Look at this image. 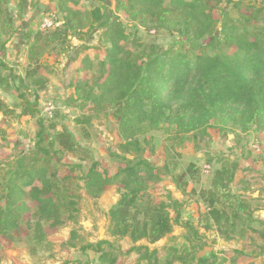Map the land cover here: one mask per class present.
Wrapping results in <instances>:
<instances>
[{"label": "trees", "instance_id": "16d2710c", "mask_svg": "<svg viewBox=\"0 0 264 264\" xmlns=\"http://www.w3.org/2000/svg\"><path fill=\"white\" fill-rule=\"evenodd\" d=\"M8 1L0 0V88L16 93L22 86L38 94L45 89L50 73L41 68V50L54 44L61 50L70 48L72 39L84 40L100 31L101 44L93 49L101 59L94 67L87 56L82 58L77 77L68 86L69 99L81 111L88 108L96 113L74 118L82 128L99 113L111 112L117 122L119 151L109 152L118 165L108 177L66 127L56 130L54 124L43 125L53 118H42L33 148L0 168V253L22 239L30 244L31 256L37 255L36 246L48 247V236L63 225V218L74 220L78 213L80 186L74 171L89 161L81 178L86 193L96 199L106 186L118 190L120 197L107 213L108 233L114 240L130 242L125 255L135 253L134 264H217L213 252L198 255L205 247L203 234L181 218L182 207L196 196L189 181L199 179L201 168L192 160L184 162L176 148L198 135L208 136V129L264 133V6L249 5L248 12L241 13L243 0L230 2L237 12L232 18L225 9L217 14L211 10V2L218 5L222 0H115L114 10L109 12L82 10L79 0H63L58 8L61 25L34 34L24 76L20 77L3 61L6 44L15 32L13 15L4 8ZM29 1L20 0L19 14ZM103 8L106 10L105 5ZM120 16L133 22V32H137V24L147 30L167 31L171 43L128 48L136 41L130 40L134 34L126 33ZM77 59L73 57L72 62ZM16 98L19 102L15 105L0 100L1 116L10 117L14 108L20 109L21 116L36 115L35 101L31 102L25 92L17 93ZM153 131L169 141L162 146L160 166L144 157L145 136ZM217 162V167L211 166L206 189L200 192L204 212L197 219L205 232H215L224 242L235 238L244 244L263 242L256 254L235 249L220 260L239 264L264 253V221L254 216L258 207L253 206L247 182L241 179L236 183L244 186L241 193L245 194L230 191L236 174L245 173L248 165L229 155H220ZM168 177L184 196L183 201L168 191L166 201H160L148 191L149 187L157 189ZM175 226L185 230L187 246L173 249L170 260L162 262L158 250L148 245L167 238ZM75 236L71 232V237ZM139 242L145 244L137 245ZM69 246L77 245L72 242ZM105 246L111 243H86L79 250L97 255L99 264H118L119 257Z\"/></svg>", "mask_w": 264, "mask_h": 264}, {"label": "rangeland", "instance_id": "374dc122", "mask_svg": "<svg viewBox=\"0 0 264 264\" xmlns=\"http://www.w3.org/2000/svg\"><path fill=\"white\" fill-rule=\"evenodd\" d=\"M63 0H31L29 1L21 14H19L18 4L20 0H9L4 5L5 10L9 11L14 18L15 32L10 35L9 40H13V44L22 53V59L27 55L28 48L32 43L34 34L39 33L38 24L41 15L46 12H57L61 18L59 2ZM236 0H222L218 5H214L211 2V10L214 14H217L219 10L225 9L228 15L232 18L237 16L236 10L233 8L232 3ZM107 2L109 3L107 5ZM81 9L93 10L94 8H100V10L109 12L113 11L115 7V0H79ZM105 5V8H103ZM241 13H247L246 6L261 7L264 6V0H243ZM43 6L44 12L40 9ZM40 9V10H39ZM123 24L126 25V33H132L131 41H136L134 45H130L128 48L138 49V44H162L167 45L171 43L172 36L167 31L156 28L149 30L140 25H136L137 32H133L130 26H133V22L125 20L120 16ZM135 26V25H134ZM154 30L155 32H149ZM18 36V37H17ZM22 36H28L23 39ZM16 37L18 38L16 40ZM100 31H94L89 37L84 40H71L70 48L65 47L61 50L59 44H54L49 47L43 48L41 65L42 70L50 69L48 74V82L44 90L33 94V90L27 91L25 87L19 86L18 92H6L11 100L10 105H15L19 102L16 98L17 93H23L28 95L31 102H34L36 115L28 118H21L20 109L14 108V115L12 114L8 118L0 116V168H3L7 162L21 153L30 151L33 148V141L35 133L38 130L40 121L43 120L40 116L41 104L45 100H52L56 106L53 119L50 123H43V125L54 124L56 130H60L62 127H66L74 136L76 141L82 147L88 149L91 159L99 164L98 170L106 173L108 177H112L117 168L116 161L110 157L109 152H117L118 149V133L117 122L111 115V112L99 113L93 118L91 124L82 128L74 122V118L79 116H87L96 114L94 111L88 108L81 111L77 107V103H70L69 99L71 90L68 89L70 83L74 82L78 70L81 68V60L87 56L92 65L101 59V55L97 53L93 48L100 43ZM88 48V49H85ZM77 57L75 62H72V58ZM13 58L8 61L11 63ZM74 61V60H73ZM68 62V68H65V64ZM27 63L20 65V70L16 71L15 75L23 77ZM92 72V71H90ZM37 97V100L34 99ZM69 110L77 113L76 117H70L68 115ZM19 112V113H17ZM2 126L6 127L3 129ZM3 132V133H2ZM51 133L54 130L50 131ZM208 136L198 135L197 138L189 139L182 143V147L176 148V152H179L184 162L193 161L201 168L202 164H209L212 167H217V159L220 155H229L231 158L239 161L241 164L248 165L246 172H238L235 177V185L230 186L232 194L241 193L243 185H236V183L243 179L249 184V195L254 199L253 206L258 208L254 212V216L264 221V133H248L241 134L236 132L224 131L217 133L215 129H208ZM86 134V135H85ZM87 136V137H86ZM148 144L144 157L152 164L160 166L163 163V148L164 145H169L167 137L159 132H149L146 134ZM87 138V139H85ZM255 143L259 146V152H254L251 149V144ZM189 153V155H187ZM184 154V155H183ZM206 159L209 163L206 162ZM73 162H77L72 159ZM182 160V158H181ZM89 161L81 163V168H76L74 171L77 177V183L80 186L79 194L80 201L78 203V213L74 220H67L63 218V225L53 234L47 238L48 247L36 246L38 249L36 256L29 254L28 248L30 244L27 240H21L13 245L6 246L0 253V264H84L89 262L90 264H99L96 262L97 255L92 252L82 253L79 247L86 243H96L102 240L109 241L110 247L105 248L108 251H112L114 255L119 257L118 264H134L137 255L130 253L125 255L126 252L132 246L127 239L114 240L109 236V220L107 213L109 209L116 204L120 194L114 186H106L103 189V193L96 199H92L86 193L85 185L81 181L82 176L87 172ZM65 167L62 170H64ZM242 170V169H241ZM244 171V170H242ZM209 176H200L198 180H195V198L188 200L182 207L181 218L184 221L193 223L199 228L200 234H203L202 243L205 245L204 249L198 253L199 256H207L213 252L217 258V264H229L228 262H222V258H226L231 250L243 249L245 252L256 254L259 251L263 242L258 241L256 244H244L239 239L235 238L230 242H224L215 232H205L202 224L199 223L198 216L204 211L201 209L202 202L199 195L206 188L208 184ZM192 188V187H191ZM152 196L157 200L166 201V192H171L173 198H179V193L176 192L170 184V179L164 178L163 182L158 185L157 189L153 190L149 187L148 190ZM245 194V193H241ZM181 200V199H180ZM203 206V205H202ZM204 209V207H202ZM201 209V210H200ZM170 215L173 216V212L170 210ZM202 220V219H201ZM202 222V221H201ZM71 232H75V238L71 237ZM185 230L178 226L173 228V232L167 238L160 240L159 242L148 245L149 248H156L159 252L160 260H170L173 249H179L183 246H187L183 240ZM76 244L75 248H71V243ZM139 244H145L139 242ZM212 261V260H211ZM178 264V263H176ZM239 264H264V253L257 257V255H251L250 258L244 259Z\"/></svg>", "mask_w": 264, "mask_h": 264}, {"label": "built area", "instance_id": "2783aa9c", "mask_svg": "<svg viewBox=\"0 0 264 264\" xmlns=\"http://www.w3.org/2000/svg\"><path fill=\"white\" fill-rule=\"evenodd\" d=\"M62 23V18L57 12H44L39 18L38 29L39 31L58 28ZM153 33V32H152ZM56 111V106L52 100H45L41 104L40 116L48 119H52ZM251 149L254 152H259V146L255 143L251 144ZM211 166L209 164H203L201 166L200 174L203 177L210 176Z\"/></svg>", "mask_w": 264, "mask_h": 264}, {"label": "crops", "instance_id": "0c3cea01", "mask_svg": "<svg viewBox=\"0 0 264 264\" xmlns=\"http://www.w3.org/2000/svg\"><path fill=\"white\" fill-rule=\"evenodd\" d=\"M18 37V36H17ZM16 37V40L18 39ZM16 44H13V40H9L8 43L6 44V53H5V56L3 57V61L9 66V68H11L15 73L16 71L20 70V65L23 64V63H27V59H26V56H24L25 58L22 59V53L19 52L18 48L15 46ZM11 56L13 58V61L11 63H9L8 61L11 60ZM68 68V67H67ZM51 70L50 69H47L46 70V73L50 72ZM0 100H2L3 102H5L6 104L10 105L9 104V100H11L10 96L6 93V91H4L3 89L0 88ZM14 111H13V115H14ZM19 113V112H17ZM1 116V115H0ZM3 117V116H2ZM21 118H28V117H25V116H21ZM189 155V153L187 154ZM171 186L173 187V189L178 192L175 188H174V185L170 182ZM189 188L193 189V186H195V183L194 181H189V184H188ZM202 189H206V188H202ZM171 193V192H170ZM179 193V198H176L177 200L179 201H183V197L182 194L180 192ZM181 199V200H180ZM262 204L264 203V201L261 202Z\"/></svg>", "mask_w": 264, "mask_h": 264}, {"label": "water", "instance_id": "95a60500", "mask_svg": "<svg viewBox=\"0 0 264 264\" xmlns=\"http://www.w3.org/2000/svg\"><path fill=\"white\" fill-rule=\"evenodd\" d=\"M109 3L107 2V5H108ZM40 9L42 10V12H44V8H43V6H40ZM68 67V62L65 64V68H67ZM68 115L70 116V117H76L77 116V113L76 112H73L72 110H69V112H68Z\"/></svg>", "mask_w": 264, "mask_h": 264}]
</instances>
